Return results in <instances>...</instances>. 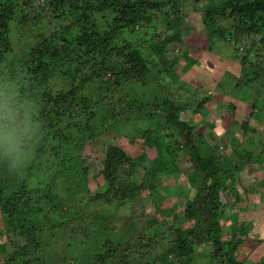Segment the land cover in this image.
<instances>
[{"label":"trees","instance_id":"trees-1","mask_svg":"<svg viewBox=\"0 0 264 264\" xmlns=\"http://www.w3.org/2000/svg\"><path fill=\"white\" fill-rule=\"evenodd\" d=\"M261 13L264 0H0V87L29 102L32 119L42 130L21 169L10 171L0 162V264H63L70 257L60 252L42 259L50 245L44 237L46 232L54 238V232L74 231L72 208L85 197L91 205L139 208V219L148 202L153 218L145 221L140 239L137 232L143 229L125 219L129 240L124 235L115 242L93 239L83 247L84 257H71L68 264H243L238 253L245 246L243 229L237 226V214L228 215L225 206L240 200L235 186L241 172L264 162L252 153L253 138L260 135L249 122L264 119ZM191 14L218 36L230 31L228 24L216 29L217 23L232 19L233 38L254 34L247 46L248 63L241 64L252 72L239 87L254 88L247 118L237 119L236 103L216 101L215 89H204L188 110L179 99H169L164 82L194 64L189 53L195 46L183 30ZM255 15L259 25L252 29L246 20ZM19 27L29 34L21 36L19 54L6 68L5 58L12 52L9 33ZM148 85L161 96L154 101L156 113L140 115L136 101L120 107L113 95L122 87ZM132 113L162 134L142 133L146 150H137L138 156L128 154L135 138L119 134L116 143L100 152L96 172L85 166L84 147L102 136L90 124L110 118L113 129ZM224 137L235 143L226 154ZM138 170L142 174L136 183ZM177 175L185 178L181 186L169 181ZM90 176L97 192L90 193ZM59 185L64 191L60 196ZM178 203L180 210L173 212ZM112 215L105 211L106 217ZM255 245L264 247V240Z\"/></svg>","mask_w":264,"mask_h":264},{"label":"rangeland","instance_id":"rangeland-1","mask_svg":"<svg viewBox=\"0 0 264 264\" xmlns=\"http://www.w3.org/2000/svg\"><path fill=\"white\" fill-rule=\"evenodd\" d=\"M40 4L41 3H37L35 5V9H37ZM263 17V13H261V21ZM233 21L234 20L232 19L226 23L218 22L215 27L216 29H221L224 25L228 24V29L230 31H226L229 32L230 35L225 33L222 34V36H218V32L215 29L206 30L205 27L200 24L198 17L192 14L188 16L187 23L183 27V30L187 37L190 39L192 38L191 43L195 46V48L189 53V58L191 61H194V64L184 75L180 76L178 74H174L171 79L164 82L170 87V89H168L170 92L169 99H179V103L182 107L188 110L191 106L198 104L197 100L202 98L204 89H215L216 94H218L216 95V101L226 100L236 103L237 119L239 117L247 118L250 109L248 101L254 93V88L244 87L239 89V87H241V84H243L242 82H244L242 79L246 76H250L252 72L251 70L241 69V64L243 66V64L248 63L249 52H247V46L251 43L254 34H250L244 40L242 38L241 40H239V38H233V33L235 31ZM96 22H101L99 17H96ZM103 23L105 25L106 22L104 21ZM246 23V25L252 29H256L255 25H259L257 23L256 15L253 20L247 19ZM224 30L225 29H223V31ZM197 33H199V36H197ZM25 34L29 33H26L20 27L15 29L13 32L10 31L9 39L12 41V52L5 58L6 68H8V65H10L15 58H17L20 51L19 49H21V38ZM33 34H38L37 28L33 29ZM250 52L256 56V49H253ZM258 55L264 58V50H262L261 53H258ZM251 56L252 55L249 57L251 58ZM128 87L130 88L131 86ZM129 88H119L113 94L116 99H120V107L125 106L132 101H136L135 103H137V106L135 105L134 109L141 111V113L138 112L140 115L144 116L146 115V112H157V107L154 106V101L156 100L160 102L161 96L158 94L156 87H154L155 90H153V88L149 85L143 88L139 86L131 90ZM165 92L166 90L164 93ZM138 102L142 104H138ZM144 109L145 111H143ZM119 113L121 115L123 114L121 109H119ZM137 118L136 113L129 114L128 116H125V119L127 120L124 121V124H119L113 129L110 128L113 126L112 124L114 121L110 118H106L103 123H99V125L96 126H91L90 124L89 127L91 129L95 128L99 130V135L102 136L98 140L97 144L84 147L83 154L88 159L83 160V164L91 167L92 171L96 172L100 166L98 163V160H100V152L106 144L116 143L120 139L119 134L125 136L131 135V138H135L134 143L136 142V144L132 143L133 145H131L128 149V154L138 156L140 152H145L146 144L141 138V134L148 130H154L155 135L158 134L159 136L162 133L157 128H154L150 122L145 121L140 117L139 119ZM249 122L260 135L253 138L255 147L252 148V153L255 156L260 155L264 161V152H262V147H264V119L250 120ZM107 128H109V130H107ZM160 138H162V136ZM162 140L164 139L162 138ZM223 141L226 145H229V149L224 152L226 154L230 148L235 145V143L228 141V138L225 137L223 138ZM137 150H139L138 154ZM140 174H142V172L138 170L134 175V182L138 183L140 180ZM87 180L90 193L97 192V189H95V182L92 180L91 176ZM169 181L174 186H181L182 183L184 184L186 182L182 175L173 176L169 178ZM166 182L165 184L167 185L168 182ZM172 185L171 187H173ZM61 188H63L62 185H59L56 189V194L59 196L62 192H64ZM235 188L238 192L240 200L239 202L237 200L226 202L227 205L225 206V209L228 210V215L232 213L237 214V226L239 229L240 227L243 229L242 240L245 243V246L241 247V250L238 252L241 261H244L243 264H257L259 261L264 259V247L262 246L259 248V246L255 245L258 241L264 240V162L263 164L252 165L251 170L246 169L242 171L239 175L238 185H236ZM182 190L185 191V188ZM83 192H85L84 189ZM170 193L172 194V191H170ZM63 198L61 200H63ZM63 204H69V201L67 200L66 203ZM180 205H182V203H178L176 207L172 208V211L176 212L180 210ZM130 206L127 205V207L120 209L118 206L109 208L103 205H91L85 197L83 203L72 208V211L77 215L74 222L71 224V227L75 228L74 231H63L64 233L62 231L59 233L54 232L53 234H55L54 236L56 238H50L51 232H46L44 239H46L50 245L46 247L47 254H45L44 257L42 254V259L47 261V255L54 252H60L62 256L66 254L70 258L72 257L71 259H74L73 257L76 255L84 257V253L81 251L83 247L87 249L88 243L93 241V239L96 242H115L118 237L129 234L126 227L127 225L123 223V221L128 219H134L136 221L135 224L143 229L142 233L137 232V239H140L144 236L145 221H150L153 218V206L148 202H144V217L141 219H139V208L134 209V207ZM107 210L113 213L111 217L105 216V211ZM172 211L166 215H172ZM96 218H98L97 221H102V224L99 225L100 227L96 222ZM225 224V228L229 229L231 225L228 221H226ZM241 224L244 225L241 226ZM232 225H235L234 222ZM1 229L2 224L0 222V230ZM254 230L258 231V233L254 234ZM130 237L131 235H128L124 239L129 240ZM69 238H72V242L70 243L69 241L67 243L68 245H66V241ZM87 254L88 250H86V255ZM70 258L63 259V264L71 263L72 260Z\"/></svg>","mask_w":264,"mask_h":264},{"label":"clouds","instance_id":"clouds-1","mask_svg":"<svg viewBox=\"0 0 264 264\" xmlns=\"http://www.w3.org/2000/svg\"><path fill=\"white\" fill-rule=\"evenodd\" d=\"M29 102L0 87V162L10 171L21 169L40 139L41 128L32 119Z\"/></svg>","mask_w":264,"mask_h":264}]
</instances>
